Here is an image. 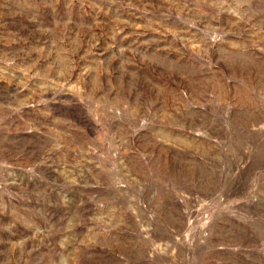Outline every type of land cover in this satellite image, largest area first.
<instances>
[{"label":"rangeland","instance_id":"obj_1","mask_svg":"<svg viewBox=\"0 0 264 264\" xmlns=\"http://www.w3.org/2000/svg\"><path fill=\"white\" fill-rule=\"evenodd\" d=\"M0 264H264V0H0Z\"/></svg>","mask_w":264,"mask_h":264}]
</instances>
